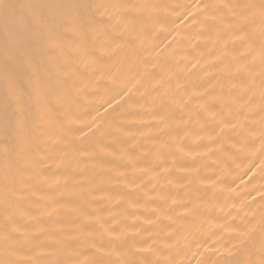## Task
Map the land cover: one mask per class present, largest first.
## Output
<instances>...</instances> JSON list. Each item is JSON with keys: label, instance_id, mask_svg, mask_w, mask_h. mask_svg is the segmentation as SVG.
Here are the masks:
<instances>
[{"label": "bare ground", "instance_id": "1", "mask_svg": "<svg viewBox=\"0 0 264 264\" xmlns=\"http://www.w3.org/2000/svg\"><path fill=\"white\" fill-rule=\"evenodd\" d=\"M0 5V264L264 261V0Z\"/></svg>", "mask_w": 264, "mask_h": 264}, {"label": "snow or ice", "instance_id": "2", "mask_svg": "<svg viewBox=\"0 0 264 264\" xmlns=\"http://www.w3.org/2000/svg\"><path fill=\"white\" fill-rule=\"evenodd\" d=\"M0 7H3L6 11L11 8V5H0ZM30 7V6H29ZM262 8H264V5H262ZM9 91L14 92V89L11 88L9 85ZM257 172L253 171L252 175L249 176V180H253V178L257 177ZM259 180L261 182V198L264 199V160H262L259 164ZM261 264H264V261H261Z\"/></svg>", "mask_w": 264, "mask_h": 264}]
</instances>
